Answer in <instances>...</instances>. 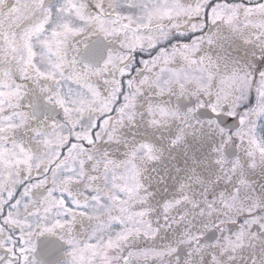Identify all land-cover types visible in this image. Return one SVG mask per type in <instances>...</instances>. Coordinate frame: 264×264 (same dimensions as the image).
Segmentation results:
<instances>
[{
  "label": "snow or ice",
  "instance_id": "1",
  "mask_svg": "<svg viewBox=\"0 0 264 264\" xmlns=\"http://www.w3.org/2000/svg\"><path fill=\"white\" fill-rule=\"evenodd\" d=\"M0 264H264V0H0Z\"/></svg>",
  "mask_w": 264,
  "mask_h": 264
}]
</instances>
